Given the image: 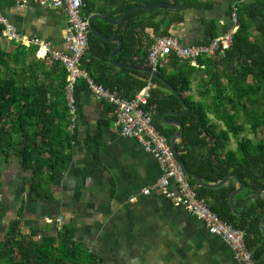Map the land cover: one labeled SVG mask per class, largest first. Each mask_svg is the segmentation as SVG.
<instances>
[{
  "label": "trees",
  "instance_id": "1",
  "mask_svg": "<svg viewBox=\"0 0 264 264\" xmlns=\"http://www.w3.org/2000/svg\"><path fill=\"white\" fill-rule=\"evenodd\" d=\"M180 0H120L110 3L112 11L97 8L82 0V13L88 19L100 14L111 20L119 19L134 5L169 3ZM200 0H185L178 11L166 9L133 10L121 23L108 24L93 19V27L107 38L122 41L120 52L113 58L123 64L148 65L152 43L167 36L171 24L183 22L187 9H208ZM237 30L231 47L223 55L201 57L197 61L204 68H195L173 56L165 58L157 73L181 95L189 112L177 120L183 127L180 143L176 146L186 168L205 182L217 183L228 174L239 177L244 191L254 193L264 189V0H250L238 6ZM168 20L155 22L159 16ZM170 15L173 17L170 18ZM229 22L219 25L216 21L205 24L203 44L223 35ZM147 32L157 33V38L138 36ZM137 36V37H134ZM88 50L81 60L84 70L94 81L108 90H115L125 98H132L147 80L164 92L152 90L148 110L157 131L169 142L176 129L165 127L160 116L165 111H182L176 97L164 86L144 72L116 69L109 65L108 56L116 45L106 43L89 33ZM139 51L144 55L138 59ZM37 48H26L10 41L7 49L0 46V194H2L1 169L12 158L19 166L31 172L29 187L36 196L46 183L64 172L72 160L76 129L68 130L69 119L64 87L66 70L58 62L44 56L36 57ZM194 88V89H193ZM88 91L84 80L75 85L77 123L79 100ZM195 93L192 95L191 93ZM105 112L115 120V109L107 103ZM107 125L99 122L98 130L88 136L84 144L98 147L100 129ZM231 140L234 147L230 148ZM205 148V156L196 150ZM190 184H196L188 179ZM222 186L214 191L222 190ZM234 188L226 190L229 196ZM213 191L198 187L197 196L205 199L203 192ZM242 202V201H241ZM236 209L241 207L234 200ZM211 210L220 218L245 234V242L257 264H264V232L260 221L264 217V193L258 195L242 216L233 215L228 207L216 203ZM23 205L16 217L8 222L0 235V264H96L88 250L74 239L67 226L57 229L51 236L41 235L37 228L29 233L21 229ZM6 205L0 202V222L4 220Z\"/></svg>",
  "mask_w": 264,
  "mask_h": 264
},
{
  "label": "crops",
  "instance_id": "2",
  "mask_svg": "<svg viewBox=\"0 0 264 264\" xmlns=\"http://www.w3.org/2000/svg\"><path fill=\"white\" fill-rule=\"evenodd\" d=\"M200 1L207 3L209 8L185 10L182 13L183 22L171 24L167 36L175 37L185 46L201 45L207 22L212 20L219 25L228 22L230 5L234 0ZM112 2L120 0H86L88 5L107 11L114 9L115 6L110 5ZM0 13L11 22L18 34L48 43L53 50L68 52V23L64 11L40 7L33 0H0ZM168 18V15L159 16L155 22ZM157 35L147 32L139 35L138 40L144 36L156 39ZM9 42L0 35L2 49H7ZM111 44L117 47L116 43ZM35 55L37 58L46 56L38 50ZM142 55L143 52L139 51L137 58ZM152 90L164 92L154 84ZM191 94L195 95L194 92ZM105 110V104L95 100L89 91L81 94L71 163L41 188L40 196H36L29 187L31 172L22 169L17 159L12 158L3 166L1 191L6 214L0 222V235L8 222L16 217L22 204L23 233L37 228L41 235L51 236L57 228L54 224H45L44 219L61 217L62 226L72 229L75 241L88 250L96 264H238L221 237L209 233L201 221L184 209L173 206L155 187L160 176L157 160L146 153L136 139L121 136ZM105 119L107 125L100 129L98 147L85 145V139L93 135L99 122ZM160 122L177 131L175 126L164 124L161 116ZM180 136L175 140V148L180 143ZM196 153L205 156L207 150L199 148ZM201 180L214 185L222 179L217 183ZM196 184H192L196 192L198 187L213 190L203 192L205 199L202 200L210 207L216 203L219 207L230 209L229 196L232 192L227 197L225 194L231 187L233 191L238 188L235 179H228L218 191L214 190L221 186L205 188ZM146 190L148 192L145 193ZM170 190L174 191V187L170 186ZM254 193L244 191L242 187L232 200L236 212L242 210L245 198ZM235 198L241 204L239 209L234 206ZM252 201L246 204L244 212ZM244 212L236 216H242Z\"/></svg>",
  "mask_w": 264,
  "mask_h": 264
},
{
  "label": "built area",
  "instance_id": "3",
  "mask_svg": "<svg viewBox=\"0 0 264 264\" xmlns=\"http://www.w3.org/2000/svg\"><path fill=\"white\" fill-rule=\"evenodd\" d=\"M249 1L234 0L231 3L228 30L223 35L215 37L207 45L185 46L173 36L158 37L150 47L147 57L148 66L152 71L157 72L159 64L170 55L192 67L204 68L198 63L199 58H213L216 54L223 55L231 47L237 30L238 6ZM33 2L40 7L65 12L68 23L66 38L68 52L53 50L48 43L18 34L11 22L1 13L0 35L2 38L21 44L26 48L36 47L38 52L42 51L44 55L50 56L64 67L67 73L64 96L68 110V130L72 133L77 124V104L74 93L77 81L82 79L95 100L114 107L116 116L113 127L118 130L120 135L136 139L143 150L157 160L160 176L155 187L172 202L173 206L184 209L201 221L209 233L221 237L230 247L233 258L238 264H257L246 245L244 232L220 218L217 213L211 210L207 202L197 196V192L177 162L169 142L154 127L152 114L147 109L153 83L148 80L146 85L129 99L121 97L115 90L111 91L97 84L81 64V60L88 50L90 33L87 18L82 13V0H33ZM170 186L174 187V191L170 190ZM2 199V194H0V202ZM62 220L61 217L45 218L44 223L54 224L57 229H61Z\"/></svg>",
  "mask_w": 264,
  "mask_h": 264
},
{
  "label": "water",
  "instance_id": "4",
  "mask_svg": "<svg viewBox=\"0 0 264 264\" xmlns=\"http://www.w3.org/2000/svg\"><path fill=\"white\" fill-rule=\"evenodd\" d=\"M184 6H185V0H180L179 4H177V5L169 4V3H159V4H155V5H134L130 9H128L117 20H110V19L105 18L99 14H92L87 19L88 30L92 35L98 37L99 39H101L104 42L117 44V47L108 56V63L111 66L116 67V68H124V69L144 72L147 75H149L151 78L156 80L158 83H160L162 86L167 88L176 97V99L182 105L183 110L182 111H165L164 113H162L161 119H162V122L164 124L173 125L177 128V131L175 132V134H173V136L171 137V139L169 141L170 148H171L177 162L179 163L184 174L188 178L195 180L198 183V185L205 187V188H217V187L223 185L228 179H230V178L235 179L237 184H238V188L235 191H233L231 193V195L229 196V207L235 215H241L245 210L246 204L249 201H252L253 199H255L258 195L264 193V189H260V190L256 191L254 194L246 197L244 202H243L242 210L240 212H236V210L233 207L232 200H233V197L235 195H237L241 192L242 187H243L241 180L239 179V177L237 175L228 174L219 183L214 184V185H209V184L204 183L199 176L189 172L187 170L183 160L181 159L180 155L178 154V152L175 148V140L182 134L183 127H182L181 123L176 121V120L169 121L166 119V116L181 117V116L187 115L189 112V107L186 105V103L184 102L181 95L177 92V90L171 84H169L165 79L161 78L159 73L152 71L149 66H147V65L146 66L145 65H136V64H123V63L114 62L113 58L118 54V52L121 49V45H122L121 41L118 38H107V37L103 36L92 25V20L95 18L100 19V20H102L108 24H111V25H117V24L121 23L133 10H136V9H141V10L166 9V10L178 11V10L183 9ZM260 228L264 232V217L260 221Z\"/></svg>",
  "mask_w": 264,
  "mask_h": 264
},
{
  "label": "rangeland",
  "instance_id": "5",
  "mask_svg": "<svg viewBox=\"0 0 264 264\" xmlns=\"http://www.w3.org/2000/svg\"><path fill=\"white\" fill-rule=\"evenodd\" d=\"M234 147V143H233V141L231 140V142H230V148H233Z\"/></svg>",
  "mask_w": 264,
  "mask_h": 264
}]
</instances>
